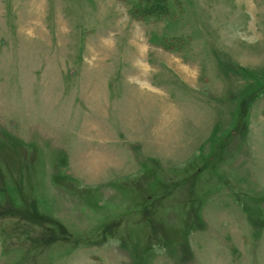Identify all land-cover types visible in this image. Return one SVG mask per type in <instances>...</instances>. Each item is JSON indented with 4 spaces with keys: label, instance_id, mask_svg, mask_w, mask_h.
Wrapping results in <instances>:
<instances>
[{
    "label": "rangeland",
    "instance_id": "1",
    "mask_svg": "<svg viewBox=\"0 0 264 264\" xmlns=\"http://www.w3.org/2000/svg\"><path fill=\"white\" fill-rule=\"evenodd\" d=\"M159 1L0 0V264H264V0Z\"/></svg>",
    "mask_w": 264,
    "mask_h": 264
},
{
    "label": "trees",
    "instance_id": "2",
    "mask_svg": "<svg viewBox=\"0 0 264 264\" xmlns=\"http://www.w3.org/2000/svg\"><path fill=\"white\" fill-rule=\"evenodd\" d=\"M153 1H155V4L152 6V5H149V6H151V7H148L149 8V12H148V16L151 14H158V12H159V9H160V5H159V3H161L159 0H153ZM146 17V16H145Z\"/></svg>",
    "mask_w": 264,
    "mask_h": 264
},
{
    "label": "crops",
    "instance_id": "3",
    "mask_svg": "<svg viewBox=\"0 0 264 264\" xmlns=\"http://www.w3.org/2000/svg\"><path fill=\"white\" fill-rule=\"evenodd\" d=\"M170 132V131H169ZM184 134H185V132H184ZM150 158H154L153 156H151V157H149V159ZM160 157H158V159H159ZM159 160H161V161H163V159H159ZM173 165V164H172ZM251 223V225H256L255 223H253V222H250ZM261 227V226H260ZM262 230H264V226H262Z\"/></svg>",
    "mask_w": 264,
    "mask_h": 264
}]
</instances>
